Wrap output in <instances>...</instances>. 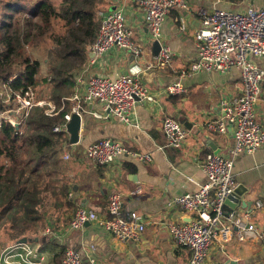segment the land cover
I'll return each mask as SVG.
<instances>
[{"label":"crops","instance_id":"1","mask_svg":"<svg viewBox=\"0 0 264 264\" xmlns=\"http://www.w3.org/2000/svg\"><path fill=\"white\" fill-rule=\"evenodd\" d=\"M184 1L187 7L172 10L162 26V42L174 53L171 63L163 68L150 67L156 59L154 40L144 19L141 0H111L105 6L106 9H124L133 41L142 47V54L135 57L130 50L114 49L99 60L89 55L75 78L72 95L63 99L68 100L71 110L77 105L74 96L85 93L89 78L95 75L115 78L139 69L143 83L155 100L137 104L133 119L138 126L97 117L95 114L105 115L97 101L82 104L79 142L65 143L62 152L63 156L70 154V158L63 161L59 175L68 178L69 196L66 203L51 211L54 218L48 220L45 230L36 236L38 242H45L42 248L36 246L46 255L45 264H61L68 247L80 251L85 264H189L191 251L175 243L169 228L171 224L192 221L194 215L172 202L177 196L196 191L198 184L205 182L207 155L217 150L227 153L234 146V128L229 127L226 134H215L208 131L207 123L222 118V103L240 96L243 91L237 68L212 73L190 71V65L197 59L200 10L244 11L263 7L264 0ZM256 62L264 69V58H257ZM176 81H180L187 92L167 95L166 86ZM256 107L258 119L264 125V94ZM178 116L188 123V126L183 125L188 132L185 145L179 149H161L166 143L164 121L169 117L179 120ZM68 138L70 140L69 134ZM104 138L122 143L128 151L149 153L152 161H140L126 152L112 164L98 165L85 155V149ZM235 173L243 195L237 209L226 206V213L235 212L244 223L263 228L264 147L254 154L239 156ZM115 192L123 195L126 216L132 212L143 216L146 229L140 240L121 241L96 222L71 229L78 206L107 217L109 197ZM243 202L249 205L244 208ZM259 202L261 207L257 206ZM238 230L241 228L236 226L230 241L219 238L212 244L205 264H264V242L247 229L241 230L245 239L239 240ZM0 241L1 246L6 247L13 243L4 235H0Z\"/></svg>","mask_w":264,"mask_h":264},{"label":"built area","instance_id":"2","mask_svg":"<svg viewBox=\"0 0 264 264\" xmlns=\"http://www.w3.org/2000/svg\"><path fill=\"white\" fill-rule=\"evenodd\" d=\"M144 19L152 40L159 41L161 50L150 67H167L174 56L172 49L162 42V26L166 16L177 7H187L184 0H141ZM97 40L91 46L94 58L99 60L114 49L130 50L135 57L142 54V47L133 41L123 8L103 9ZM201 25L196 32L197 59L190 65L191 72H227L233 68L240 70L243 84L242 94L222 103L224 116L207 123L211 133L226 134L230 126L234 128V146L227 153H210L204 163L205 182L198 184L194 192L173 199V205L194 215L192 221L170 225V234L177 245L187 247L192 257L189 264H205L212 244L219 238L228 242L233 230L238 228L254 232L264 242V227L246 224L235 212L226 213V201L237 187L235 162L239 156L254 154L264 147V125L257 116V103L263 97L264 69L256 62L264 58V6L248 8L244 11L225 9H201ZM169 96L183 95L187 88L180 82H172L165 88ZM15 94L19 109L26 117L34 106L45 107L49 116L57 115L64 109L53 100H33ZM4 97V96H2ZM6 102L11 94L6 92ZM75 105L64 116V123L54 127L55 132L68 133V124L74 114L82 115L83 103L99 102L105 115L95 114L106 119L138 126L133 119L138 103L153 102L154 95L141 79V70L123 73L113 78L95 75L89 78L83 95H75ZM6 114V113H4ZM9 114V113H7ZM3 119L19 126L21 120L11 119L0 114ZM163 130L166 143L161 148H182L188 132L176 118L164 121ZM129 153L143 162H151L152 155L128 151L126 147L108 138L87 146L85 155L98 165H109L124 154ZM64 160L70 158L65 153ZM189 181H193L189 178ZM261 207V202L258 203ZM108 216L101 217L92 209L78 206L71 220V229L82 228L87 223H98L103 229L121 241L141 239L146 223L137 212L124 214V201L121 193H112L108 201ZM247 214L246 216H248ZM238 230L239 240L244 233ZM46 255L37 249L33 242L15 243L4 248L0 254V264H45ZM61 264H85L80 251L68 247Z\"/></svg>","mask_w":264,"mask_h":264},{"label":"trees","instance_id":"3","mask_svg":"<svg viewBox=\"0 0 264 264\" xmlns=\"http://www.w3.org/2000/svg\"><path fill=\"white\" fill-rule=\"evenodd\" d=\"M110 1L0 0V88L5 93L0 114H12L18 105L15 94L29 97L44 83L54 84V102L62 106L97 40L99 12ZM45 44L50 45L46 75L33 50ZM8 89L11 98L6 102ZM65 104L55 116L34 106L26 117H16L19 126L7 119L1 122L0 235L11 245L39 236L54 218L51 211L69 196L68 178L59 175L63 146L70 140L54 131L70 111L68 100Z\"/></svg>","mask_w":264,"mask_h":264},{"label":"water","instance_id":"4","mask_svg":"<svg viewBox=\"0 0 264 264\" xmlns=\"http://www.w3.org/2000/svg\"><path fill=\"white\" fill-rule=\"evenodd\" d=\"M161 50V45L159 41H154V52L155 55L158 56L159 52ZM89 55H94L92 52H90ZM179 120L183 123V125L188 126V123L183 117H179ZM81 123H82V115L79 114H74L72 116V120L68 124V133L70 136V142L73 144H76L79 142V136H80V128H81ZM231 129H233V126H230ZM214 153H220V150L215 151ZM243 195L241 191V187L237 186L234 190V192L228 197L226 201V206H230L232 208L238 207L240 197ZM243 207L246 208L247 205H249L247 202L242 203ZM39 238H29V237H24L20 239L18 242L19 243H27V242H38Z\"/></svg>","mask_w":264,"mask_h":264},{"label":"rangeland","instance_id":"5","mask_svg":"<svg viewBox=\"0 0 264 264\" xmlns=\"http://www.w3.org/2000/svg\"><path fill=\"white\" fill-rule=\"evenodd\" d=\"M49 44H45L42 45L40 47H37L34 50L36 57L44 64L43 68H44V73L46 75V73L49 70V65H47L48 60H49V55L47 53V48H49ZM48 79V77H47ZM54 84H50V85H46L45 83L43 85H41L38 90L33 93V100H53L54 101V96L56 95L54 89ZM3 88V87H2ZM5 93H3V90H1L0 88V96H3ZM5 98V97H4ZM63 98H66L65 96ZM23 114V111L19 109L18 105L17 107H15V110L12 112V114H1L2 116H6V117H10L11 119H16V117H21V115ZM3 244L2 241H0V251H2L4 248H6V246H1ZM45 244L44 241H40V242H35L34 245L37 247H41L42 245ZM3 247V248H2Z\"/></svg>","mask_w":264,"mask_h":264}]
</instances>
